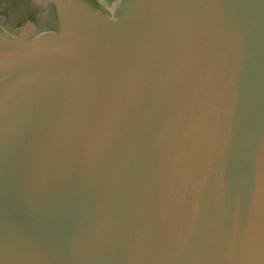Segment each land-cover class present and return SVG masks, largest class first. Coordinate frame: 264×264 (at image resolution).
Returning a JSON list of instances; mask_svg holds the SVG:
<instances>
[{
    "label": "water",
    "instance_id": "water-1",
    "mask_svg": "<svg viewBox=\"0 0 264 264\" xmlns=\"http://www.w3.org/2000/svg\"><path fill=\"white\" fill-rule=\"evenodd\" d=\"M0 264H264V0H0Z\"/></svg>",
    "mask_w": 264,
    "mask_h": 264
}]
</instances>
